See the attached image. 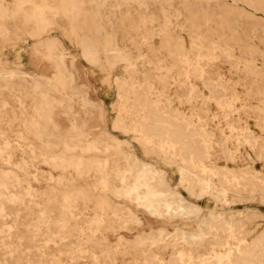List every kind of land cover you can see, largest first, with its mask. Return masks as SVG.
<instances>
[{"label":"rangeland","instance_id":"374dc122","mask_svg":"<svg viewBox=\"0 0 264 264\" xmlns=\"http://www.w3.org/2000/svg\"><path fill=\"white\" fill-rule=\"evenodd\" d=\"M0 2V264L264 240V0Z\"/></svg>","mask_w":264,"mask_h":264},{"label":"bare ground","instance_id":"6f19581e","mask_svg":"<svg viewBox=\"0 0 264 264\" xmlns=\"http://www.w3.org/2000/svg\"><path fill=\"white\" fill-rule=\"evenodd\" d=\"M35 1V0H34ZM1 3V2H0ZM28 7V6H27ZM3 10V9H2ZM208 17V16H207ZM219 22V21H218ZM41 30V29H40ZM56 40V39H55ZM202 46V45H201ZM54 47V46H53ZM203 48V47H202ZM214 52V51H213ZM58 53V52H57ZM98 54V53H97ZM56 56V55H55ZM58 57V56H57ZM60 59V58H59ZM49 60V59H48ZM59 61V60H58ZM59 63V62H58ZM61 64V63H59ZM64 65V64H61ZM216 69V68H215ZM15 71V70H14ZM22 73V72H21ZM71 75V74H70ZM16 76V75H15ZM29 76V75H28ZM218 88V87H217ZM3 90V89H2ZM119 97V96H118ZM124 107V106H123ZM150 109V108H149ZM44 116V115H43ZM49 116V115H48ZM180 117V116H179ZM182 117V116H181ZM48 118V117H47ZM161 124V122H160ZM165 124V123H164ZM159 125V124H158ZM162 125V124H161ZM85 127V126H84ZM174 129V128H172ZM178 131V130H177ZM178 133V132H177ZM108 134V133H107ZM139 134V133H138ZM161 134V133H160ZM199 136V135H198ZM204 141V140H203ZM123 143V142H122ZM140 143V142H139ZM263 144V143H262ZM125 145V144H124ZM60 155V154H59ZM228 156V155H227ZM203 160V159H200ZM207 160V159H206ZM199 161V160H198ZM201 162V161H200ZM199 162V163H200ZM204 163V161H202ZM198 163V162H195ZM173 165V164H172ZM201 166V165H199ZM203 166V165H202ZM100 169V168H99ZM29 170V169H28ZM203 171V170H202ZM201 171V172H202ZM200 172V173H201ZM208 172V171H207ZM205 174V173H204ZM104 176V175H103ZM108 177V176H107ZM207 178V177H206ZM211 178V177H210ZM205 180V179H204ZM142 182L146 183L145 179H142ZM206 187V186H205ZM114 192V191H113ZM11 194V193H10ZM25 194V193H24ZM250 194V193H249ZM29 195V194H28ZM112 195V194H111ZM119 196V195H118ZM191 196V195H190ZM250 197V196H249ZM116 198V197H115ZM32 200V199H29ZM235 200V199H234ZM248 200V199H247ZM255 201V200H254ZM233 202V201H232ZM250 202V201H249ZM54 206V205H53ZM140 207V206H139ZM197 207V206H196ZM14 208V207H13ZM47 208V207H46ZM200 209V208H199ZM60 210V209H59ZM17 211V210H16ZM250 211V210H249ZM171 212H173L175 215H183V214H190V210L186 207V206H180L179 208L173 209ZM42 213V212H41ZM61 213V212H60ZM98 215V214H97ZM150 215H152L150 213ZM154 215V214H153ZM47 216V215H46ZM93 222V221H92ZM102 222V220H101ZM123 224V223H121ZM227 224V223H226ZM223 226V225H222ZM257 227V226H256ZM226 229V228H224ZM32 230V229H31ZM44 230V229H43ZM254 230V229H253ZM223 231V230H222ZM7 232V231H6ZM264 233V232H263ZM233 235V234H232ZM168 238V237H167ZM122 241V240H121ZM256 241V240H255ZM259 243V242H258ZM226 244V243H225ZM239 244V243H238ZM256 244V243H254ZM223 245V244H222ZM243 245V244H242ZM246 246V245H245ZM244 246V247H245ZM152 247V246H151ZM243 246H241L242 248ZM249 247V246H248ZM254 247V246H253ZM252 247V248H253ZM66 248V247H65ZM73 249V247H72ZM250 249V247H249ZM249 249H247L248 251H246V249L242 250L239 249L237 253H239V255H237V257H235L234 259H232L231 254L223 257L220 260V264H264V240L258 245L256 246V248H254L253 251H249ZM235 250V249H234ZM233 250V251H234ZM140 251V250H139ZM144 251V250H143ZM146 251V250H145ZM81 253V252H80ZM139 253V252H138ZM234 253V252H233ZM77 254V253H76ZM235 254V253H234ZM149 254H147L148 256ZM155 255V254H154ZM176 256V255H175ZM77 258V256H76ZM93 258V257H92ZM160 258V257H159ZM147 260V259H146ZM108 261V260H107ZM156 261V260H155ZM95 263V262H94ZM115 263V262H114ZM113 263V264H114ZM149 263V262H148ZM154 263V262H153ZM157 263V262H156ZM151 264V263H150Z\"/></svg>","mask_w":264,"mask_h":264}]
</instances>
